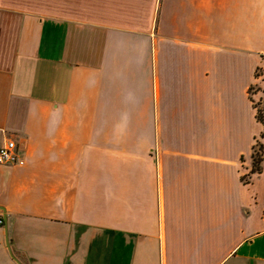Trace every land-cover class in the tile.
Masks as SVG:
<instances>
[{
	"label": "crops",
	"instance_id": "crops-1",
	"mask_svg": "<svg viewBox=\"0 0 264 264\" xmlns=\"http://www.w3.org/2000/svg\"><path fill=\"white\" fill-rule=\"evenodd\" d=\"M257 105L264 0H0V264H264Z\"/></svg>",
	"mask_w": 264,
	"mask_h": 264
},
{
	"label": "built area",
	"instance_id": "built-area-1",
	"mask_svg": "<svg viewBox=\"0 0 264 264\" xmlns=\"http://www.w3.org/2000/svg\"><path fill=\"white\" fill-rule=\"evenodd\" d=\"M0 164L9 165H22V157L18 155L16 151L15 141H8L0 146ZM3 219L0 215V225H2Z\"/></svg>",
	"mask_w": 264,
	"mask_h": 264
},
{
	"label": "trees",
	"instance_id": "trees-1",
	"mask_svg": "<svg viewBox=\"0 0 264 264\" xmlns=\"http://www.w3.org/2000/svg\"><path fill=\"white\" fill-rule=\"evenodd\" d=\"M256 109H257V114L255 117L264 126V115L262 113L264 109L261 110L258 107H256ZM252 160H253V165L251 167V174L259 173L261 171L262 162L264 161V151L262 144L258 140L255 141V144L252 149Z\"/></svg>",
	"mask_w": 264,
	"mask_h": 264
},
{
	"label": "rangeland",
	"instance_id": "rangeland-1",
	"mask_svg": "<svg viewBox=\"0 0 264 264\" xmlns=\"http://www.w3.org/2000/svg\"><path fill=\"white\" fill-rule=\"evenodd\" d=\"M258 73H260V72H258ZM254 90H255V89H254ZM250 92H253V88H252V90H250ZM257 107H258L259 109H261V110L264 109L263 106H260V105H257ZM262 113H263V115H264V111H263Z\"/></svg>",
	"mask_w": 264,
	"mask_h": 264
}]
</instances>
